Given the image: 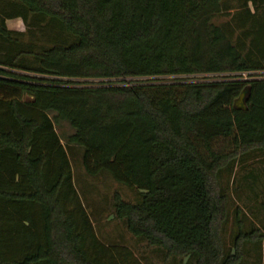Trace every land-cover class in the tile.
<instances>
[{
	"label": "trees",
	"instance_id": "obj_1",
	"mask_svg": "<svg viewBox=\"0 0 264 264\" xmlns=\"http://www.w3.org/2000/svg\"><path fill=\"white\" fill-rule=\"evenodd\" d=\"M230 10L226 0H0V264H144L98 236L73 147L89 175L135 190L137 203L115 195V217L167 257L241 264L247 243L264 244V225L244 231L240 220L232 247L223 237L221 175L264 152V0H239L235 26L212 21Z\"/></svg>",
	"mask_w": 264,
	"mask_h": 264
},
{
	"label": "rangeland",
	"instance_id": "obj_2",
	"mask_svg": "<svg viewBox=\"0 0 264 264\" xmlns=\"http://www.w3.org/2000/svg\"><path fill=\"white\" fill-rule=\"evenodd\" d=\"M231 8L213 18V22L227 26H235L234 15L239 9V0H226ZM13 29H23L20 20L10 21ZM240 31L237 30L236 40ZM61 135L72 132L66 122L58 127ZM72 160L74 182L87 211L96 226L98 236L106 244H125L131 247L144 264H195L193 259L167 257L164 250L148 245L130 233L125 221L117 219L114 212V197L118 193L127 202L137 203L139 196L135 190L117 182L110 173L103 172L97 176L89 175L82 162V149H69ZM221 182L230 195L228 219L223 227V237L227 249L232 247L238 231L240 220L244 231L264 225V152H255L242 157L234 166L223 171ZM246 254L241 264H263L264 244L247 243Z\"/></svg>",
	"mask_w": 264,
	"mask_h": 264
},
{
	"label": "water",
	"instance_id": "obj_3",
	"mask_svg": "<svg viewBox=\"0 0 264 264\" xmlns=\"http://www.w3.org/2000/svg\"><path fill=\"white\" fill-rule=\"evenodd\" d=\"M248 93H249V89H244L242 93L240 94L239 98L235 101L234 105L237 109H241V110L247 109L246 99H247Z\"/></svg>",
	"mask_w": 264,
	"mask_h": 264
}]
</instances>
